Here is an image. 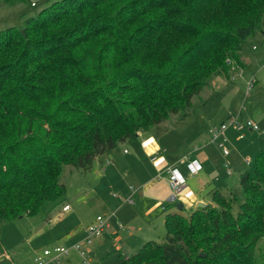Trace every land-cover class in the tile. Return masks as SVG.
Segmentation results:
<instances>
[{
	"label": "trees",
	"instance_id": "16d2710c",
	"mask_svg": "<svg viewBox=\"0 0 264 264\" xmlns=\"http://www.w3.org/2000/svg\"><path fill=\"white\" fill-rule=\"evenodd\" d=\"M264 0H61L0 32V238L66 197L65 167L139 141L216 78L244 70ZM24 31V32H22ZM165 217L122 264H264V149L234 190Z\"/></svg>",
	"mask_w": 264,
	"mask_h": 264
},
{
	"label": "rangeland",
	"instance_id": "374dc122",
	"mask_svg": "<svg viewBox=\"0 0 264 264\" xmlns=\"http://www.w3.org/2000/svg\"><path fill=\"white\" fill-rule=\"evenodd\" d=\"M61 0H0V32L10 27L20 28L25 21L37 17L42 10ZM35 3L36 7L32 4ZM24 32V31H23ZM264 21L262 31L243 43L241 56L248 60L246 70L236 66L227 82L216 78L192 100L187 115H172L170 119L157 126L153 133L161 144L167 147L168 159L183 157L186 153L211 141L209 129L227 121L228 116L241 118L239 121H251L260 127V131L246 133L260 137L261 146L250 157V163L241 162L232 168L233 176L230 190L239 186L240 174L255 161L258 151L264 149ZM257 49L254 50L253 48ZM237 75H242L237 78ZM255 78L258 82L253 90L247 91V82ZM254 139V138H253ZM258 139V138H257ZM137 144H121L116 149L96 158L88 171L65 167L62 182L67 186L66 197L58 202H46L33 216H25L6 224L0 238V264H36L35 258L47 249L57 246H70L86 237L84 230L94 224L99 216L115 214L111 221L113 236L96 240L91 247L93 264H122L142 248L148 241L163 243L166 241L165 217L178 211L174 202L166 203V211L158 210L150 218L145 212L154 205V201L143 199L138 192L129 190L131 177L122 171L117 173L113 160L127 158L126 152L135 150ZM231 150V145H229ZM134 166L127 162V168ZM135 166H138L137 164ZM108 169L107 173L102 168ZM117 173V174H116ZM118 196L121 199H118ZM131 198L133 204L127 202ZM66 203L72 205V211L63 212ZM184 216L189 211H180ZM118 223L124 230L118 228ZM87 229V228H86ZM107 234V235H108ZM264 251V239L259 248ZM56 264V263H48ZM59 264H83L76 252L69 258H62Z\"/></svg>",
	"mask_w": 264,
	"mask_h": 264
},
{
	"label": "crops",
	"instance_id": "0c3cea01",
	"mask_svg": "<svg viewBox=\"0 0 264 264\" xmlns=\"http://www.w3.org/2000/svg\"><path fill=\"white\" fill-rule=\"evenodd\" d=\"M241 59L248 66V60L244 58V56H241ZM246 68L244 70H246ZM230 117H232V115L228 116L227 121ZM238 120L242 119L238 118ZM245 132L254 133L249 129L239 131L234 126H231L228 129L227 138L229 140V155H225L211 140L198 148H194L183 155V157L177 159L167 158L165 155L168 152L167 147L164 144H161L153 133L140 134L139 141L135 142L137 144L135 150L132 152H126L127 150L124 151V153L128 155L125 160H121L120 163L118 160H113L112 162L109 161L108 163H117V173L122 171L127 173L125 175L131 177L132 185L129 190L132 191L133 194L138 192L141 198L154 201V205L145 212V215L148 218L153 216L158 210L166 211V203L170 201L172 202V199L175 196L170 187L168 169H179L186 177V185L176 195V201L174 203L176 206L177 203H181L183 205L182 211H189L191 213L192 210L197 208L199 203H204L206 206L213 204L209 195L213 189L221 188L227 191L230 190V186L232 184L230 176H233L232 168H236L243 161L245 163H250V156L259 150V146H261V142L258 143V141H260V137H257V139L254 134H251L252 136L250 137L252 138L250 140H246V137L250 134L245 136ZM242 135L244 136L243 138H241ZM229 145H231V150ZM186 157L197 159L202 164L203 169L197 175H189L184 161ZM129 161L134 166L127 168V162ZM136 164L138 166H135ZM102 171L107 173L108 169L103 167ZM129 199L131 198H128V200ZM130 204H133V201ZM66 205H70L71 209L63 212H71L72 205L70 203H66L64 206ZM175 212H180V210ZM108 217L111 222L115 218V214L113 213ZM86 228L83 229L85 234ZM107 234L105 235L106 238L110 235L116 237L117 239L119 238V233L117 232Z\"/></svg>",
	"mask_w": 264,
	"mask_h": 264
},
{
	"label": "built area",
	"instance_id": "2783aa9c",
	"mask_svg": "<svg viewBox=\"0 0 264 264\" xmlns=\"http://www.w3.org/2000/svg\"><path fill=\"white\" fill-rule=\"evenodd\" d=\"M35 7V3L32 4ZM257 48L254 47V50ZM228 65L231 66V70H236V66L233 62L228 61ZM231 71V72H232ZM237 78H241L242 75H237ZM257 84V80L252 78L247 82V91H251ZM234 126L237 130L243 131L244 129H249L252 132L260 131V127L254 124L251 121H239L236 118L230 117L229 120L225 123H222L219 126H214L209 129L210 138L213 143H215L225 155H229L230 151L228 149L229 140L227 138L228 129ZM244 136L242 135L241 138ZM187 170L190 176L197 175L202 169L203 166L197 159H192L186 157L184 159ZM249 163V162H248ZM169 182L171 190L174 193V196L182 190L186 185V177L181 173L177 168H169ZM230 173V172H229ZM118 199H121L118 196ZM129 203H132L131 199L128 200ZM71 209L70 205H66L63 208V211H69ZM119 229L124 230V226L121 223H118ZM111 229L110 218L106 216H99L95 223L90 225L86 229V237L81 242L73 243L70 246H57L53 249H47L42 254H38L35 258L36 264H48L56 263L59 264L62 258H69L72 252H76L82 259L83 264H93L92 251L91 247L94 245L96 240L102 239L105 237L107 232Z\"/></svg>",
	"mask_w": 264,
	"mask_h": 264
},
{
	"label": "water",
	"instance_id": "95a60500",
	"mask_svg": "<svg viewBox=\"0 0 264 264\" xmlns=\"http://www.w3.org/2000/svg\"><path fill=\"white\" fill-rule=\"evenodd\" d=\"M22 32H23V31H22ZM175 201H176V198L174 197V198L172 199V202H175ZM197 207H198V208H205L206 205H205L204 203H199ZM177 208H178V210L182 211V210H183V205H182L181 203H177Z\"/></svg>",
	"mask_w": 264,
	"mask_h": 264
}]
</instances>
